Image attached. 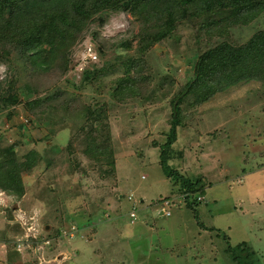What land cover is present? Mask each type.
Instances as JSON below:
<instances>
[{"label":"rangeland","instance_id":"374dc122","mask_svg":"<svg viewBox=\"0 0 264 264\" xmlns=\"http://www.w3.org/2000/svg\"><path fill=\"white\" fill-rule=\"evenodd\" d=\"M136 12L133 7L100 12L84 29V38H91L96 48L104 49L98 65L104 64V67L93 79L95 87L83 82V74L76 70L81 68L77 67V60H69L70 49H59L51 56L47 52L35 60L36 52L26 43L4 42L0 46V85L18 99L2 111L3 146L12 141V132L18 133L24 140L18 159L23 161L22 156L34 152L38 166L40 163L47 166L43 173L38 171L37 176L30 178L40 182V188L63 192L68 199L83 197L82 206L89 207L91 213L92 209L100 212L102 219H98V227L107 232L93 244L85 233L92 223L89 217L84 221L83 216L71 214L70 223L62 221L66 198L60 194L55 203L58 215H50L58 217L57 223L44 218L41 226L31 229L38 240L33 243L37 252L41 254L42 248L58 243L55 251L54 248L46 250V261L55 258L53 262L49 260L50 264H236L234 256L240 258L239 262L254 259V264H264V235L256 236L258 228L253 221L258 213H263L261 219L264 218V79L233 85L209 99L203 91L190 89L192 79L196 82L193 73L198 58L230 39L232 34L234 41L246 42L258 29L264 28V12L250 26H238L223 36L206 32L201 19L185 8L170 35L164 21H144ZM141 12L145 18L150 13L148 8ZM98 16L105 22L101 23ZM156 27L165 37L142 42L143 29L152 33ZM96 32L100 38L95 36ZM124 42L126 45H122ZM43 48L49 50L51 46L45 43ZM123 79L125 84L131 83L134 95L123 93L122 99L126 102H119L108 110L106 119L113 140L128 153L125 161L128 166L120 174L119 170L111 176L107 174L111 170L106 163L108 156L105 160L100 155L90 158L92 130L89 120L82 115V107L96 104L95 98L100 97L97 90L103 94L111 87L116 89ZM3 90L0 96L5 95ZM117 91L111 99L120 100L122 90ZM101 99H110V96L103 94ZM12 109L15 116L9 115ZM173 113L181 123L175 143V156L180 161L172 167L203 188L197 200H201L196 209L200 211L199 218L196 223L187 221V226L180 224L176 217L186 218L189 214L187 220L195 219L194 211L185 204L169 206V217L160 213L161 200L167 192L165 186L172 184L171 181L165 184L162 167L155 161L145 170L146 158H153L159 145L166 142ZM53 119H59L57 125ZM74 126L80 130H68ZM255 153L261 154L262 159L253 157ZM140 154L144 162H140ZM143 175L147 177L142 179ZM36 189L33 186L29 192ZM181 192V199L185 194L189 198L188 190ZM121 194L123 198L118 205L113 198L118 199ZM130 194L134 200H129ZM143 195L146 199L142 202ZM28 196H25L27 200ZM258 202L262 204L259 206ZM17 203L16 197L0 190V206L13 208ZM78 205L72 204L73 212L81 210ZM44 210V204L38 200L23 219L33 222L30 215L36 217ZM132 212L137 216L134 223H131ZM7 215L14 217L11 210H7ZM199 223L207 227L204 232ZM74 224L87 239L75 235L76 232L69 233ZM45 225H52V229L47 231ZM38 229L43 232L39 234ZM23 232L19 226L15 231L9 228L11 234ZM17 241L23 249L29 244L26 237ZM46 241L52 244L49 246ZM242 241L250 246L241 251L234 248L230 254L224 252L228 245L234 247ZM210 243L214 245V254L209 252ZM30 246L27 251H34L32 243ZM58 251L66 253L57 258ZM204 254L208 256L203 257ZM212 256L216 259H211ZM40 259L41 262L32 260V264L43 263Z\"/></svg>","mask_w":264,"mask_h":264},{"label":"trees","instance_id":"16d2710c","mask_svg":"<svg viewBox=\"0 0 264 264\" xmlns=\"http://www.w3.org/2000/svg\"><path fill=\"white\" fill-rule=\"evenodd\" d=\"M131 7L137 11L136 13L141 14V20L152 21V19H155L164 21L165 27L169 30L167 34L171 33L178 17L183 13L185 8L187 11L191 10L194 16L201 19V25L206 32L212 35L223 36L238 26H250V23L264 12V0H0V46H3L2 43L4 42H18L19 45L26 43L27 46L34 49L32 51L36 52L33 56L35 60L45 56L44 54L47 52L51 56L53 55L52 53L57 52L59 49H70L69 60L71 58L72 62L74 47L85 39L84 29L90 26L94 16L100 12L116 11L121 8ZM139 8L141 10L148 8L150 13L147 15L149 16L145 18ZM98 17L101 23L105 22L103 17ZM145 30L148 29H143L142 42H145L147 39L157 41L165 37V34L158 32L157 27L154 32L149 31L152 33H148ZM95 36L100 38L97 32ZM231 38L220 42L198 58L196 71L193 73L196 82L192 79L191 90L203 91L205 98H210V96L218 92L228 90L233 85L251 80L264 79V28L258 29L243 43L234 41L233 34ZM45 43L51 46L49 50L43 48ZM122 45H126V42ZM97 50L102 57L104 49L99 46ZM103 65L99 67L97 64H90L82 75L84 76L83 82L91 83L95 87L93 79L103 71ZM122 81L117 84L116 89L111 87L109 91L103 92V94H108L110 99H101L103 94L100 90H97L100 97L95 98L98 100L96 104H87L82 107L84 111L82 115L86 117L87 121L89 120L87 123L90 124L89 127L92 130L89 134L91 135V143H93L90 158L93 159L94 155H100L105 160V157L108 156L106 163L111 170L107 171V174L111 176L115 175L119 170L120 174L124 166H128L125 163L128 153L124 149L121 150L120 145L117 146L107 122V111L112 110L113 107H116V104H120L119 102H126L122 99L123 93L127 92L130 97L132 94L134 95L129 85L131 83L127 82L125 84L126 79ZM3 87L4 85H0V94ZM117 90H122L120 100L111 99V97L119 93ZM3 92L5 95L0 96V118L3 115L2 111L5 110L4 108H9L18 101L10 91L3 90ZM175 111H178V108ZM14 112L15 110H10L9 115L10 113L14 115ZM58 121L59 119H53L55 125L58 124ZM180 123V119L173 113L166 142L159 145V149L154 153L153 158H146L147 167L145 170L150 168L155 161L158 162V165L162 167L164 175L171 180L173 188H178L174 193L167 195L163 199L170 200L171 205H174L177 203V196L179 195L176 192L182 193V190H188L190 195L189 198H187V194L184 195L183 205L185 204L187 208L194 210L197 206L201 205V200H197L198 194H200L203 188L200 187L199 182L187 178L176 168L172 167L175 162L178 163L180 161V158L175 156V152L177 151L175 143L178 138L177 128L180 126ZM85 125L83 124V129H85ZM68 130L79 131L80 129L74 126ZM12 135V141L9 143L7 139V144L5 143L3 146L2 135L0 134V185H3L5 190L21 197L33 186H37L38 189L33 190L34 193L50 203L55 204L58 202L57 198H59L60 194L66 198L64 200L65 203L78 200L74 198L68 199L66 197L68 195L63 192L53 193L47 188H40V182L34 181L30 177L33 175L37 176L38 171H40V174L43 173L47 166L43 163H40L38 166L39 162L34 152H31L29 156H22L24 157L23 161V158L19 160V148L24 140L18 133L15 135L12 132ZM134 144L139 145L137 142H134ZM102 151L104 154L101 153ZM182 151L184 154L183 149ZM186 155L188 156V153H185ZM143 157L140 154V162L144 159ZM250 157L252 158V156ZM253 157H260L259 159H262V155H258V153H255ZM257 204L260 206L262 202H258ZM262 215L263 213H258L253 218V221L255 220L256 223L255 227L258 228L255 232L257 237H262L260 233L264 235V218L261 219ZM197 217L199 216L197 215ZM63 220L71 222L72 218L70 219L64 214ZM74 226L78 230L75 224ZM74 226H71V228H74ZM199 226H201V231L203 232L207 228L202 223ZM75 228L73 231H76ZM210 229L213 230V228ZM249 246L248 242L242 241L234 247L228 245L224 248V252L230 254L234 251V248L240 250ZM209 248V252L214 254L212 251V248H214L213 243H210ZM204 256L208 255L204 254ZM211 259L216 258L212 256ZM234 260L236 264H254V259L250 260V262H239L240 258L234 256Z\"/></svg>","mask_w":264,"mask_h":264},{"label":"crops","instance_id":"0c3cea01","mask_svg":"<svg viewBox=\"0 0 264 264\" xmlns=\"http://www.w3.org/2000/svg\"><path fill=\"white\" fill-rule=\"evenodd\" d=\"M144 177L146 178L147 176L143 175L141 178L145 179ZM164 181H165V184H167L168 181H171V180H169L165 176ZM165 187L167 189V192L165 193L166 194L165 196H167V195H169L171 193H174L175 190L174 191L172 190L173 189L172 184H168ZM1 189L4 192L5 191L8 192V196L16 197V200H17L18 203L13 208H11L9 205H1L0 206V264H32V260H34V259H39L40 262H41L40 258L43 259V263H41V264H50L49 262H51V261L53 262L55 258H50L47 261L45 260L46 259V253H47L46 250L47 249L50 250V249L54 248V251H55L57 249V247H58V243L56 245H54V246L49 247V248H42L43 251L41 252V254H39L37 252V248L33 244L34 242L35 243L38 242V240L37 241L35 240L36 239V238H34L35 234H33L31 229L35 228L37 226H41L40 221L42 219H44V218L45 219L48 218L49 220L51 219L52 223L56 224L57 220H58V217L56 216L55 218H53L54 215H51V214L54 213V214L58 215L56 213V210H55L57 205L53 204V203H50L49 201H45L41 197H38L34 193V191L33 192L26 191V193L23 196L20 197L17 194H14V193H11V192L5 190L3 188V185H0V190ZM177 189L178 188L176 187V190ZM177 194L180 195V193H177ZM26 195L27 196L29 195L28 196L30 198L29 200L26 199V197H25ZM179 195L177 196V201L176 202L178 203V205H180V204L182 205L184 200H183V198L181 199V197H179ZM122 198H123V196L121 194L120 198H118V199L117 198H113V199H114L115 203L120 205L119 204V200L122 199ZM145 199H146V196L143 195L142 196V202L145 201ZM38 200L44 204V206H45V210L44 211L45 212L43 214H40V215L38 214L36 217H33V214L32 215L29 214L30 217L32 216L31 219H33V222H27L23 218H24V216L26 214H28V210L30 208H32V209L34 208V206L36 205ZM129 200H134L133 194L129 195ZM72 202L73 203H77V204L79 203L78 207H81V210H79L78 212H73L74 208L72 207V204H73ZM72 202L66 203V206H64L65 207V211H66L65 214L67 215V217L71 219L72 218L71 214H77V217L83 216L84 221L87 220L88 217H89V221L90 222L92 221V223L87 226L89 228V230L87 232H85V233L88 234V238L93 241V244L98 242L97 239H101V236L105 237V234L107 232L104 231L103 228H99L98 227V219H102L101 216L99 215L100 212L98 214L96 211H93L94 209H92V213L97 215L96 216L97 219L94 217V215L90 216L92 214L91 213V209L89 207L85 208V207L82 206L83 203H84L83 197H80L78 199V201H72ZM148 208L149 207H146V209H148ZM4 209H5V211H4ZM99 209H102V207H100ZM196 209L197 208H195L193 210L194 211V215H195V219L193 221L187 220V218L189 216V214L187 212L186 213L188 215H186V218L177 215L176 216L177 217V221L180 224L183 223L185 226H187V221L196 223V220L199 218V217H197V215H199V213H200V211H197ZM7 210H11L12 214L14 215V217H11V216L7 215ZM208 210L209 209L206 208V211H208ZM132 213H130V216L132 215ZM50 215L53 216V217H51ZM37 217H38V219H37ZM77 217H75V218L77 219ZM62 218H61V220H62ZM131 218H132L131 223H134V221L137 220V216H135V217L131 216ZM93 220L96 221V222H94ZM48 223H49V221H48ZM67 223H70V222H67ZM16 226H19L21 228V230H24L23 234H20V233L11 234V233H9V228L12 227V228H14V231H15V227ZM45 227H46L47 231H50L52 229V225H49V226L45 225ZM71 229H70L69 233L72 234V233L76 232L75 235L79 234L82 238H86L87 239V237H85L84 233L79 232L77 230L73 231ZM38 230L37 231L39 232V234H41V232H43V229H38ZM25 237L29 241L28 246L25 249H23L22 246L18 249L17 245L20 244V243H18L19 241H17V240L23 239ZM30 239L33 240V241H31V243H32V247L34 248V251H31V250L27 251V248L31 247L30 246L31 245ZM199 240H201V239H199ZM51 244H52V242L50 241V244H47V245L50 246ZM68 245H70V242H68ZM58 252H60V251H58ZM48 253H50V252L48 251ZM65 253H66L65 251L64 252L61 251L60 253L57 254V256H58L57 258H61V256L63 254H65ZM49 256H51V255L49 254ZM49 260H51V261H49Z\"/></svg>","mask_w":264,"mask_h":264},{"label":"built area","instance_id":"2783aa9c","mask_svg":"<svg viewBox=\"0 0 264 264\" xmlns=\"http://www.w3.org/2000/svg\"><path fill=\"white\" fill-rule=\"evenodd\" d=\"M92 42L93 41H92L91 38L88 39V37H86L82 42H79L74 47L72 58H73V60L74 59L77 60V63H78L77 67L78 66L81 67L80 69L76 68V70L79 73L83 74L85 69L87 67H89L90 64L99 65V63H100L99 52H98L96 46ZM161 202H162L161 205H163V206L160 209V213L162 215H165V216H170L171 215V211H170L169 206H171V201L163 199V201L161 200ZM131 216L135 217L136 216L135 212H133ZM45 244H50V241H46ZM20 246L21 245L19 244L18 245V249L20 248Z\"/></svg>","mask_w":264,"mask_h":264},{"label":"clouds","instance_id":"9594fccd","mask_svg":"<svg viewBox=\"0 0 264 264\" xmlns=\"http://www.w3.org/2000/svg\"><path fill=\"white\" fill-rule=\"evenodd\" d=\"M171 216V215H170ZM168 217V216H167Z\"/></svg>","mask_w":264,"mask_h":264}]
</instances>
